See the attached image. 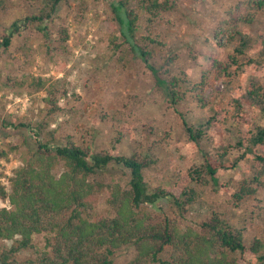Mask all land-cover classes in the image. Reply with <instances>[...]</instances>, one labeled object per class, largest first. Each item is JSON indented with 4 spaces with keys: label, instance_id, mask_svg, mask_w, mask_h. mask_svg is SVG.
Masks as SVG:
<instances>
[{
    "label": "trees",
    "instance_id": "trees-1",
    "mask_svg": "<svg viewBox=\"0 0 264 264\" xmlns=\"http://www.w3.org/2000/svg\"><path fill=\"white\" fill-rule=\"evenodd\" d=\"M8 1L0 0V11L8 9ZM25 1L37 8V12L17 19L0 42V49L11 47L20 30L33 25L42 33V46L50 54L66 51L65 44L70 39L68 29L58 31L61 39L60 47H56L51 24L52 17L68 1ZM89 1H82L81 14ZM108 6L112 23H106L115 28L123 40L118 44L119 37L115 32L111 34L112 44L122 55L120 61L126 63L131 58L142 61L174 106L192 98L206 108L210 105L206 93L214 90L217 83L230 82L246 66L264 67V43L260 56L249 59L247 52L253 40L242 30L243 24H253L258 14L264 12V0H245L240 10H229L228 17L219 22L214 32L217 45L220 48L235 45V48L224 57L210 54L199 81L172 76L169 72L162 76L154 60L157 48L163 43L149 29L148 35L140 34V22L144 20L148 26L154 25L174 9L171 0H118ZM7 84L32 89L35 93L44 91L47 97L44 99L46 108L41 111L46 117L34 125L3 121L6 128L27 132L24 141L28 147L22 151V165L12 176H6L9 187L2 182L5 174H0V200H8L10 204L9 208L0 209V242H11L10 246L0 248V264H115L116 251L128 246L135 248L136 257L127 264H246L244 258L248 257L255 258L256 264H264L263 242L256 239L248 246L243 230L229 224L220 214L214 213L196 229L182 228L177 212L174 216H164L146 210L165 199L173 203L181 216L186 214L198 199L194 185L207 187L210 182L217 183V173L225 168L223 159L227 153L205 156L203 166L180 176L178 192L166 187L150 191L145 172L155 161L148 152H135L130 157L116 152H98L88 142L79 143L72 135L60 138L57 131L49 130L52 125L49 118L62 111L59 101L68 96L67 92L59 95L57 83L43 77L26 80L8 77ZM234 102L236 124L244 119L249 128L236 129L241 136L239 146L258 147L254 151V178L241 181L234 194L237 201L242 202L255 196L264 186V127H254L253 121L248 119L255 111L264 115V83H251L243 97ZM222 113L229 114L225 110ZM107 119L108 116L103 115L96 123ZM222 124L214 117L206 126L208 131L214 128L223 133L226 128L221 127ZM185 125L189 138L196 144L207 137L206 130ZM128 132L126 129L119 132L117 143H121ZM19 152V145H9L7 150H0V161L9 163L12 154ZM111 165L128 170L127 186L100 179ZM106 191L113 215L99 216L98 201ZM41 236L45 238L43 245L37 242ZM23 252H29V256L23 258Z\"/></svg>",
    "mask_w": 264,
    "mask_h": 264
},
{
    "label": "rangeland",
    "instance_id": "rangeland-1",
    "mask_svg": "<svg viewBox=\"0 0 264 264\" xmlns=\"http://www.w3.org/2000/svg\"><path fill=\"white\" fill-rule=\"evenodd\" d=\"M67 1L52 17L51 24L56 47H60L58 31L68 29L70 39L65 44L66 51L50 54L42 46V33L33 25L21 29L11 47L0 49V150H7L9 145L20 146V152L12 154L11 162L0 161V174H5L2 182L9 187L6 176H12L22 165L21 154L28 147L24 141L27 132L6 128L3 121L34 125L46 117L41 111L46 108L44 99L47 97L44 91L35 93L32 89L8 85L7 78L43 77L50 83H57L59 95L68 93L67 98L61 97L59 101L62 111L52 118L47 117L52 121L49 130L57 131L60 138L72 135L79 143L88 142L98 152H116L127 157L135 152H148L155 161L145 172L150 191L166 187L178 192L180 176L203 166L205 156L227 153L223 159L225 168L217 173V183L210 182L207 187L194 185L198 199L186 214L181 216L173 203L165 199L146 210L164 216H174L177 212L182 228L196 229L217 213L243 230L248 246L256 239L264 244V186L255 196L242 202L234 196L241 181L254 178V151L258 150L248 144L239 146L241 136L236 129L249 128L244 119L236 124L234 101L243 97L251 83H264V67L246 66L230 82L217 83L214 90L206 93L210 101L206 108L192 98L174 106L142 61L132 58L126 63L120 61L122 55L112 44L111 34L115 32L119 37L118 44L123 40L120 33L106 23H112L108 4L118 0H90L82 14L79 7L83 0ZM244 1L171 0L174 9L156 24L148 26L146 21L140 22L142 36L151 30L163 43L156 50L155 68L162 76L169 72L172 76H187L191 81H199L210 54L224 57L235 48V45L220 48L214 40V32L219 22L228 17V11L240 10ZM7 5L6 11H0V42L17 19L37 12V8L25 0H9ZM242 30L253 40L247 57L258 58L264 43V12L258 14L253 24H243ZM223 110L229 114L225 115ZM103 115L108 116L106 122L96 123ZM214 117L223 122L221 127L226 128L223 133L214 128L208 131L206 125ZM248 119L253 121L254 127H264V115L260 111L253 112ZM185 123L206 130L207 137L196 144L189 138ZM124 129L129 134L117 143L119 132ZM100 179L127 186L130 177L127 169L111 165ZM262 181L264 185V179ZM107 198V191L99 198V216L113 215ZM4 207H10L8 200H0V209ZM44 239L38 237L37 242L43 245ZM10 245L8 241L0 242V248ZM28 256L29 252L22 253L23 258ZM135 257V248L128 246L116 251L114 262L127 264ZM244 261L256 264L253 257L244 258Z\"/></svg>",
    "mask_w": 264,
    "mask_h": 264
}]
</instances>
